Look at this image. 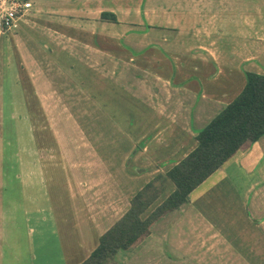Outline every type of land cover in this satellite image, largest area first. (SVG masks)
Segmentation results:
<instances>
[{"label": "crops", "instance_id": "crops-1", "mask_svg": "<svg viewBox=\"0 0 264 264\" xmlns=\"http://www.w3.org/2000/svg\"><path fill=\"white\" fill-rule=\"evenodd\" d=\"M29 1L33 10L19 30L0 33V160L2 144L19 142H25L26 160L25 168L14 172L0 162V264H82L128 211L114 220L115 208L99 214L98 205L93 208L90 202L88 215L71 214L62 210L74 206L70 200L57 202L56 214L47 168L35 165L42 152L33 150L49 136L35 129L32 116L21 122V115L48 110L50 79H66L65 54L73 66L69 70L76 73L82 57L95 76L100 63L108 73L115 62L137 61L136 74L125 75L123 67L118 76L137 81L136 92L146 100L138 110L148 112L143 118L155 127V134L145 139L148 145L136 154L154 151L147 170H139L145 174L134 180L139 192L196 149L198 131L242 93L247 73L264 75V0ZM181 33L191 34L189 42L182 41ZM179 40L190 55L178 54ZM168 59L179 62L175 73L163 69L162 61ZM50 67L57 76L51 77ZM13 159L15 163L18 156ZM170 189L172 193L175 187ZM258 192H264V136L241 149L193 192L189 203L207 228L257 247V239L264 240V194L258 200Z\"/></svg>", "mask_w": 264, "mask_h": 264}, {"label": "rangeland", "instance_id": "rangeland-1", "mask_svg": "<svg viewBox=\"0 0 264 264\" xmlns=\"http://www.w3.org/2000/svg\"><path fill=\"white\" fill-rule=\"evenodd\" d=\"M191 37L190 33H181L184 42H189ZM182 41L179 40L177 52L185 57L190 55V48ZM65 50L73 54L71 48ZM51 51L55 57L59 56L57 49ZM65 57L66 54L61 62L67 68L66 79L55 75L50 67L51 77H57L50 79V94L45 99L48 110L39 109L33 115L28 112V116L21 115L20 121H29L32 116L37 125H34L35 129L49 136L46 142L35 143L33 150L43 153L40 154L43 158H36L35 165L43 164L47 168L45 180L49 181V199L55 213H58L57 202L62 205L74 200V206H66L62 210L88 215L90 207L87 204L91 202L93 208L98 205L99 214L115 208L116 220L130 209L131 201L138 192L134 180L145 174L139 170L142 166L147 170L146 161L154 152L148 150L149 156L136 155L148 145L145 139L155 134V127L143 118L148 112L138 110L146 100L136 92L137 81L132 84V80L118 76L123 67L124 74L128 75L131 74L129 71L136 74L140 66H137V61L129 60L125 64L115 62L107 73L102 68L104 64L100 63L98 76H95L93 72L89 74L82 57L80 65L76 64V73L74 69L69 70L73 66ZM178 63L168 59L162 61V67H168L169 72L175 73ZM157 66H161L159 61ZM151 87L152 83H148V89ZM140 101L143 103L139 106ZM184 102L188 103V97ZM22 131L21 136L25 137L24 125ZM1 146L2 168L12 166L13 172L16 168H25V142L4 143ZM16 155L18 159L14 163ZM170 187L173 189V184L170 183L146 217L171 194ZM263 194L258 192V200ZM210 228L203 224L200 211L196 212L189 203L163 217L145 231L130 249L121 251L106 264H264V240L260 237L257 247H249L248 242L223 238L217 228Z\"/></svg>", "mask_w": 264, "mask_h": 264}, {"label": "trees", "instance_id": "trees-1", "mask_svg": "<svg viewBox=\"0 0 264 264\" xmlns=\"http://www.w3.org/2000/svg\"><path fill=\"white\" fill-rule=\"evenodd\" d=\"M103 19L117 22L109 14H103ZM246 78L247 84L236 100L198 131L196 149L135 195L128 212L101 236L98 247L82 264H106L121 251L130 249L155 223L187 205L193 192L241 149L264 136V75L247 73ZM170 183L174 192L146 217Z\"/></svg>", "mask_w": 264, "mask_h": 264}, {"label": "built area", "instance_id": "built-area-1", "mask_svg": "<svg viewBox=\"0 0 264 264\" xmlns=\"http://www.w3.org/2000/svg\"><path fill=\"white\" fill-rule=\"evenodd\" d=\"M32 10L33 4L29 0H0V33L18 31L21 20Z\"/></svg>", "mask_w": 264, "mask_h": 264}]
</instances>
